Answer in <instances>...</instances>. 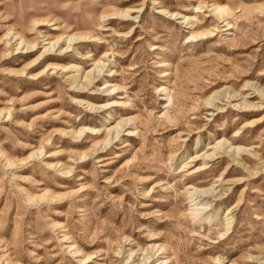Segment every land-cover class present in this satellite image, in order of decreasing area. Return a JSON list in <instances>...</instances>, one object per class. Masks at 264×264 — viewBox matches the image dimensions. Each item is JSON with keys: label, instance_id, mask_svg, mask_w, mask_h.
<instances>
[{"label": "rangeland", "instance_id": "obj_1", "mask_svg": "<svg viewBox=\"0 0 264 264\" xmlns=\"http://www.w3.org/2000/svg\"><path fill=\"white\" fill-rule=\"evenodd\" d=\"M0 264H264V0H0Z\"/></svg>", "mask_w": 264, "mask_h": 264}, {"label": "bare ground", "instance_id": "obj_2", "mask_svg": "<svg viewBox=\"0 0 264 264\" xmlns=\"http://www.w3.org/2000/svg\"><path fill=\"white\" fill-rule=\"evenodd\" d=\"M161 12H163V11H160V13ZM118 15H120L121 17H125L128 20H129V18H131L128 13H120ZM178 16H179L178 14H171V17H173V18H176ZM180 18H182L184 20V22H186V23H187V21H189V18H186V17H180ZM133 19L134 18H132V20ZM49 24H51V23H49L48 21L46 22V21H41V20H38V21H35L34 22L33 26H34V28L36 30V34H37V41L35 43H29V42H27V40L25 39V37L22 36L21 34H17L16 33L13 36V38L15 39V41L17 43V47H18L17 50L18 51L20 49H22V50L25 49V50H27L26 51L27 53H30V52L31 53H37L40 50L44 49V51L37 58H35V60L33 61V64H32L33 65L32 68H36L38 66H41L43 63L47 62L46 68L43 69V71L41 73H44V72L48 71L49 69L54 68V65L53 64H51V63L49 64V61L51 59L50 56H53V55L56 56L57 55V57L58 56L60 57L62 55H67L70 52H72V50L74 49V47L76 45H78L80 43L87 42L88 40H91L94 37L92 35L91 36L90 35H85V36L71 35V34L64 33V32L61 34L62 28L60 26L54 25V24L50 25V26H54V29L52 30V31H55L54 36L53 35H48L46 32L43 31V28L44 27H48ZM28 34H30V33H28ZM96 39H97V36H96L95 40ZM28 41H30V40H28ZM65 47H66V49H64ZM100 64L101 63H99V65ZM96 65H98V63ZM98 67L96 66L91 71H88L87 76L85 77V80L84 81H80L78 83V86L76 87V89L78 87L81 90L82 89L83 90L90 89L94 85V82L95 81L93 79H96V77H97L96 76V73H98V74L102 73V70H100ZM64 70L65 71L66 70L68 71V67L67 68L64 67ZM42 76H44V75H42ZM110 87L113 88V86H110ZM77 93H79V91ZM83 94H85V92H83ZM78 102L80 103L79 100H77V103ZM120 104H122V103H120ZM120 104H119L118 101H113V103H111V104L109 103L107 105H103V106H99V107L96 106V109H98L100 111H105L107 109H112L114 107H119ZM134 120H135V118H132V117L131 118L122 119L120 122L117 123L116 126H113V127H110V128L107 127L108 129H105V132H106L107 136H109V134L112 133V136L113 137H110L107 141H105L102 144L97 143L96 145L97 146H100L101 145L100 147L104 146V148H106L109 145H112L113 144V141H115L118 138V136H119V133L115 134L116 133L115 131L116 130H119V129L122 130L125 126L131 125V123H133ZM261 122L262 121L255 120V121H253L250 124H256V123H261ZM128 129H130V128H128ZM105 132L102 131V130H97L96 129V130H93V133H91V134H93L94 136L97 137V136L103 135V133H105ZM84 133H85V131H81L79 134H77V136L78 135H82ZM114 136H116V137H114ZM225 141L226 140L219 141L217 143V145H215L213 147H210V149L217 148V147H221L220 146L221 144L224 145V144L227 143V141L226 142ZM227 148H228V152L225 149H223L227 154H230V152H231L232 149L236 150L237 152H240V151H248L245 148H242V147H234L233 145H229ZM229 149H231V150H229ZM94 152H95V150H94ZM95 155L96 154L94 153V156ZM205 155H207V153ZM217 155L218 154H216V153H212V154L207 155L206 158L213 159ZM197 158L198 157L194 158L192 160V162L197 161ZM102 161H104V160H102ZM205 166H206V164H205ZM208 191H209V189L208 190L195 189V192L193 194H196V193H198V194L199 193L200 194L203 193L204 194V193H206ZM193 206H194L193 210L195 212H200V211H202V210L205 209L203 207L198 208L197 207V203L193 204ZM228 215H230V211L228 212ZM227 219L229 221V224L231 225L232 224L231 218L227 217Z\"/></svg>", "mask_w": 264, "mask_h": 264}]
</instances>
